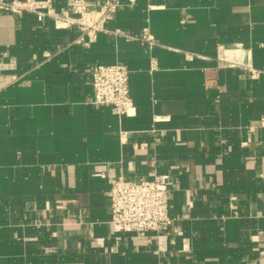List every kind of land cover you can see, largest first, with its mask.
I'll return each instance as SVG.
<instances>
[{"label":"crops","instance_id":"crops-1","mask_svg":"<svg viewBox=\"0 0 264 264\" xmlns=\"http://www.w3.org/2000/svg\"><path fill=\"white\" fill-rule=\"evenodd\" d=\"M123 4L91 44L0 11V264H264V0ZM115 64L131 116L92 103ZM164 173L173 224L116 233L112 182Z\"/></svg>","mask_w":264,"mask_h":264},{"label":"built area","instance_id":"built-area-1","mask_svg":"<svg viewBox=\"0 0 264 264\" xmlns=\"http://www.w3.org/2000/svg\"><path fill=\"white\" fill-rule=\"evenodd\" d=\"M124 0H105L98 8H91L89 0H73L69 10L58 11L53 0H0V11L18 16L30 13L39 22L52 20L58 29L78 28L79 43L91 44L98 34L107 30L122 7ZM134 3V0H130ZM127 39L139 40L150 48L156 46L148 34L139 38L117 31ZM46 52V58L51 57ZM130 72L122 64L97 65L91 70L93 101L96 106L107 107L118 116H131L135 112L130 94ZM175 185L171 173L155 174L153 180L127 181L118 178L112 182L110 196L111 224L116 233H132L145 237L149 233H162L173 224L169 215V196Z\"/></svg>","mask_w":264,"mask_h":264}]
</instances>
